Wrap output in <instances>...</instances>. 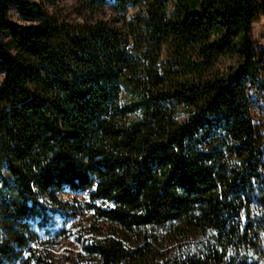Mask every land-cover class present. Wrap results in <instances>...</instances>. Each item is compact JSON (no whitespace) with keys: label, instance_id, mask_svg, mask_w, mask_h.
I'll return each instance as SVG.
<instances>
[{"label":"trees","instance_id":"trees-1","mask_svg":"<svg viewBox=\"0 0 264 264\" xmlns=\"http://www.w3.org/2000/svg\"><path fill=\"white\" fill-rule=\"evenodd\" d=\"M89 6L0 0V264H58L66 193L110 226L92 264H264V0Z\"/></svg>","mask_w":264,"mask_h":264},{"label":"rangeland","instance_id":"rangeland-1","mask_svg":"<svg viewBox=\"0 0 264 264\" xmlns=\"http://www.w3.org/2000/svg\"><path fill=\"white\" fill-rule=\"evenodd\" d=\"M43 5L52 14H64L71 19H77L85 14H112L108 8H91L90 0H24ZM7 16L16 23H24L14 5L7 9ZM251 38L257 55L264 54V17L253 23ZM236 58L226 56L218 62L220 70H226L234 65ZM3 75L0 72V84ZM264 79V78H263ZM252 99V115L260 134L264 137V87L250 90ZM65 202H69L70 208L65 219H59L58 225L51 236L41 234V239L47 242L51 257L58 264H92L93 258L88 254L87 248L101 238L110 226L101 219L96 218L95 212L87 207L86 196H75L66 193L62 196Z\"/></svg>","mask_w":264,"mask_h":264},{"label":"snow or ice","instance_id":"snow-or-ice-1","mask_svg":"<svg viewBox=\"0 0 264 264\" xmlns=\"http://www.w3.org/2000/svg\"><path fill=\"white\" fill-rule=\"evenodd\" d=\"M113 207H114V205H113Z\"/></svg>","mask_w":264,"mask_h":264}]
</instances>
